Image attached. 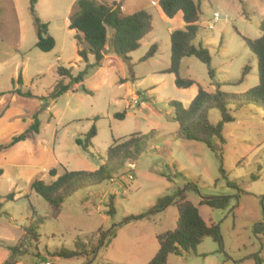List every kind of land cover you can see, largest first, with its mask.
Returning a JSON list of instances; mask_svg holds the SVG:
<instances>
[{
  "label": "rangeland",
  "instance_id": "374dc122",
  "mask_svg": "<svg viewBox=\"0 0 264 264\" xmlns=\"http://www.w3.org/2000/svg\"><path fill=\"white\" fill-rule=\"evenodd\" d=\"M76 1H37L36 15L49 25L55 40L52 51L42 52L36 47L29 0H0V93H5L0 97V115L10 108L9 121L17 114L35 115L39 120L40 133L35 137L47 153L42 162L45 166L37 165L33 180L44 183L57 178L49 174L52 169L59 175L65 169L96 172L114 140L140 134L147 141L140 145L136 161L120 168L112 180L84 183L85 187L64 201L56 219L51 218L49 204L31 189L28 167L18 168L0 157V168L6 170L0 177V264L9 257L8 249L22 240L31 222L38 225L36 238L22 241L26 252L17 258V264H148L159 250L157 235L176 228L178 212L174 205H168L151 220L145 215L159 198L184 191L189 184L198 192L187 189L186 199L198 207L208 225L219 227L220 243L206 237L196 251L170 255L168 264H255V256L264 259V235L254 230L264 219L263 112L252 105L239 111L231 108L234 120L224 125V142L211 150L177 137L179 125L170 106L171 101H177L188 108L200 88L215 93L217 83L221 91L240 97L258 85L257 60L242 37H261L264 0H194L200 3L201 15L193 44L208 50L209 68L215 77H210L208 65L186 57L180 65V77L194 82L189 88L177 87L175 75L166 73L171 66L169 30L181 28V23L166 22L158 0H103L120 3L122 15L147 11L152 15L153 30L139 49L128 55L129 62L107 45L101 67L96 66L91 52L88 62L77 53V32L69 29ZM215 13L220 16L218 22L213 20ZM153 46L154 56L144 59ZM245 67L248 73L240 83ZM59 68L70 70L73 76L86 75L83 82L55 101L43 99L62 79ZM20 73L22 84L17 82ZM15 90L31 92L36 98H23ZM123 113V119L117 116ZM208 117L213 124L221 120L220 112L214 109ZM10 122L11 127L0 128V143L21 133L16 119ZM93 126L97 134L92 144L87 149L77 145L76 139H84ZM221 166L226 177L220 173ZM219 197L229 198L228 208L199 204L202 199ZM111 199L116 212L108 216ZM130 216L142 218L119 226ZM114 224L118 225L116 236L95 256L64 258L54 254L63 247L74 250L77 243L95 244L97 230H109Z\"/></svg>",
  "mask_w": 264,
  "mask_h": 264
},
{
  "label": "trees",
  "instance_id": "16d2710c",
  "mask_svg": "<svg viewBox=\"0 0 264 264\" xmlns=\"http://www.w3.org/2000/svg\"><path fill=\"white\" fill-rule=\"evenodd\" d=\"M37 1L29 0L30 12L36 27V47L42 52H50L55 47V40L49 34V25L42 22L36 15L35 5ZM157 5L167 18L172 19L180 12L183 14L184 26L174 30L170 34L171 66L166 73L175 75L177 87H191L194 84L192 80L180 77V65L184 58L195 57L208 65L209 75L213 79L215 72L209 68L211 57L208 50L201 45L196 47L193 44L199 32L200 3L194 0H158ZM69 21V29L77 32L75 39L77 41V53L79 57L84 62H88V54L91 52L95 57L97 67H101L105 58L107 45H110L114 53L124 57L129 62L130 58L128 55L139 49L141 41L153 30L152 15L147 11L140 10L133 14L122 15L120 4L114 3L108 5L98 0H77ZM259 30L261 37L258 39L252 40L242 37L245 45L256 57L259 75L258 85L250 89L245 97L221 91L220 83L216 84L215 93H210L200 88L197 96L188 108H185L180 102L171 101L170 106L174 109V120L179 125L178 138L196 141L206 145L211 150H215L218 143L224 142V125L234 120L229 112L231 108L234 111H239L246 106L252 105L261 109L264 114V20L260 23ZM84 44H86L87 49L84 48ZM155 51L156 46H153L144 59L153 57ZM248 69V67H245L243 77L238 82H242L244 76L248 73ZM57 72L62 79L53 91L47 97H43V99L55 101L68 92L75 84L83 82L86 75V72H84L78 76H73L71 71L66 68H59ZM65 79H67L66 83ZM17 82L18 84L23 83L21 73L18 76ZM14 92L23 96V98H36L31 92L23 94L20 90H15ZM4 94L0 93V97ZM213 109L218 110L221 114V120L217 124L211 123L208 117L209 111ZM117 116L123 119L125 113ZM39 133L40 122L34 116L31 126L25 132L13 136L9 144L0 145V152L19 142L25 141L30 135L37 136ZM96 134V127L93 126L84 136V139H76V144L87 149L92 144L91 141ZM146 141L147 137L140 134H135L128 139L114 140L113 145L107 152L105 162L96 172L68 171L65 169L62 175H58L57 169H52L49 174L52 178L57 177L56 180L50 183L35 180L31 183V189L49 204L52 214L51 218L56 219L61 212L64 201L79 189L85 187L84 183L96 185L103 181L112 180L114 174H117L120 168L125 167L130 162L136 161L141 152L140 145ZM220 173L223 177H226L222 166L220 167ZM2 174L3 170L0 169V177ZM228 184L233 185L229 182ZM193 185L189 184L184 191L178 190L173 195L159 198L157 203L145 215L146 219L151 220L155 214L164 211L168 205H174L178 212L176 228L173 231L157 235L159 250L148 264H168L170 255H182L196 251L198 245L206 237H210L220 243L219 227L208 225L200 216L198 207L186 199L185 191L187 189H194V191L198 192V188ZM199 204L213 209L224 210L229 206V198H205ZM115 212L114 203L111 199L106 214L113 216ZM140 218L142 216L126 217L119 226ZM40 220L41 222L44 221V219ZM117 226V224H114L109 230L98 229L99 239L95 244L89 243L86 245L77 243L74 250H68L63 247L54 254L64 258H89L95 256L98 249L106 248L111 243L112 239L116 236ZM37 228L38 225L34 222L29 224L19 244L8 249L9 257L4 264H17V258L26 252L25 249H22V241L29 238L35 239V230ZM254 230L256 234L264 235V219L263 222L256 225ZM254 260L255 264L264 263V259L259 255L255 256Z\"/></svg>",
  "mask_w": 264,
  "mask_h": 264
},
{
  "label": "crops",
  "instance_id": "0c3cea01",
  "mask_svg": "<svg viewBox=\"0 0 264 264\" xmlns=\"http://www.w3.org/2000/svg\"><path fill=\"white\" fill-rule=\"evenodd\" d=\"M103 3V0H101ZM100 1V2H101ZM112 3H118V2H112ZM112 3L108 4V5H112ZM158 3V2H157ZM120 4V3H119ZM161 14H163V12L161 11V9H159ZM163 17L165 18L166 22H171L174 23L175 21L178 23H181V27L184 26V22H183V14L180 12L178 13L174 18L170 19L167 18L164 14ZM173 32V30H169V33L171 34ZM3 98V97H2ZM15 98L13 97V99L11 101H13ZM17 99V98H16ZM1 103V102H0ZM10 109V108H7ZM4 110V113H2L0 115V128L2 127H6L9 128L12 125L10 124L12 119H16V124H20L22 126V128L20 129V132L23 133L25 132L32 124L33 122V118L34 116H29L26 117V115H16L13 118L9 119V110ZM27 118V119H26ZM15 124V125H16ZM19 133V134H21ZM16 134V135H19ZM15 136V135H13ZM12 136V137H13ZM38 136V135H37ZM12 137L8 140V142L6 143H0V145H7L10 143ZM42 143H40L39 139L35 137V135H30L28 136V138L25 141L19 142L17 144H15L14 146L6 149V150H2L0 152V157H5L4 159H6L7 162L11 163L13 162L14 165H16L18 168H23V167H28V172L26 174L27 178H29L31 181V183L34 181V175L36 174L37 170H35V168H37L38 164H42V162L44 161V157L45 154L47 153V149L44 147H42ZM7 154V155H6ZM40 154V155H39ZM10 158V159H9ZM40 161V162H37ZM43 166H45V164H42ZM41 165V167H42ZM3 170V174L2 175H6V170H4L3 168H0ZM17 174L20 172H16ZM59 175V174H58ZM10 177H13V179H15L16 181L18 180L15 176H13L12 174L9 175ZM54 179V178H53ZM56 180V179H54ZM53 181V180H52Z\"/></svg>",
  "mask_w": 264,
  "mask_h": 264
},
{
  "label": "built area",
  "instance_id": "2783aa9c",
  "mask_svg": "<svg viewBox=\"0 0 264 264\" xmlns=\"http://www.w3.org/2000/svg\"><path fill=\"white\" fill-rule=\"evenodd\" d=\"M213 20H214V22H218L220 20V16H219L218 13H215ZM210 28L212 29L213 26L211 25ZM130 168H131L130 170L133 171L134 168H135L134 164H131L130 165ZM128 178H129V180H132L133 179V175L132 174H129Z\"/></svg>",
  "mask_w": 264,
  "mask_h": 264
}]
</instances>
